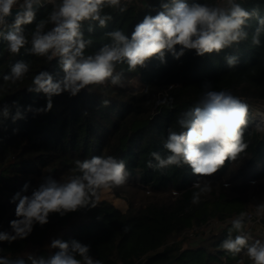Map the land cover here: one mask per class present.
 Listing matches in <instances>:
<instances>
[{"label": "trees", "instance_id": "1", "mask_svg": "<svg viewBox=\"0 0 264 264\" xmlns=\"http://www.w3.org/2000/svg\"><path fill=\"white\" fill-rule=\"evenodd\" d=\"M61 2L47 3L35 12L32 24L22 25L27 43L19 54L10 53L4 39L14 21L0 25V231L12 232L10 221L17 219L18 201H10L25 184L29 187L23 194L31 195L42 177L67 179L74 174L76 160L93 156H113L125 162L130 173L127 183L113 189L129 206L123 212L122 206L114 205L103 193L95 208L63 217L50 213L49 222L36 224L27 238L10 244L0 242V257L27 260L24 253L31 248L36 250L35 255L47 257L58 251L49 245L53 238H59L90 245L89 255L102 264H164L173 259L172 264H253L246 249L233 256L220 245L238 235L231 221L242 212L246 213L243 230L247 231L253 202L259 207L264 199L257 201L254 194L264 181V130H258L251 117V102L264 101V25L259 24L264 19V0H234L255 15L244 26L246 38L219 53L197 56L195 50H186L179 59L166 53L164 62L153 57L131 72L126 63L117 64L113 76H119L120 83L113 85L109 78L103 85L86 86L74 96L64 91L52 97L51 110L40 111L46 108L47 100L42 92L28 91L34 87V76L46 71L57 82L64 73L59 57L48 60L32 54V36L41 22L43 33L54 27L49 16ZM164 2L169 0H121L120 7L125 11L110 7L102 10V17L111 16L105 26L95 20L83 21L80 31L83 39L90 41L85 56L112 45L109 34L113 31H123L131 38L135 25L146 15L155 16ZM195 2L229 7L220 0ZM254 37L259 44L253 43ZM229 56L236 58L235 65H228ZM17 61L29 64V72L16 83L4 81L3 76ZM135 79L139 88L132 84ZM205 82L211 83L212 90L229 91L248 104L249 124L244 130L248 147L236 160H226L210 177L194 175L188 165L163 170L147 167L152 152L161 157L168 154L163 146L168 130H182L178 120L187 118L185 114L199 101ZM162 100L168 103H158ZM5 106L8 117L2 115ZM17 112L22 118L13 121ZM197 180L210 181L211 191L201 196L199 204H193L192 196L197 191L193 183ZM123 189L130 194H123ZM213 219L222 224L216 233L199 245L184 247L185 233Z\"/></svg>", "mask_w": 264, "mask_h": 264}, {"label": "clouds", "instance_id": "2", "mask_svg": "<svg viewBox=\"0 0 264 264\" xmlns=\"http://www.w3.org/2000/svg\"><path fill=\"white\" fill-rule=\"evenodd\" d=\"M40 4L41 0H23V3H19V0H0V25L5 23L6 17L13 15L16 8L12 30L4 36L10 53L19 54L27 43L22 25L32 24L34 5ZM227 4L229 7L225 8L195 0L192 3L169 0L160 4L162 10L155 16L146 15L142 22L136 24L131 38L123 31H113L109 34L114 42L112 45L103 46L95 55L85 56L86 43L90 41L83 39L81 23L90 19L99 21L103 27L111 19V16H101L105 7L119 8L121 12L125 9L120 7L121 0H62L58 9L50 13L49 19L54 25L50 31L43 33V23L37 24L31 52L48 60L59 57L64 77L54 82L52 75L41 71L34 76V87L28 91L44 93L47 104L40 111H48L52 108V97L64 91L74 96L86 86L103 85L109 78L113 85L120 83V77L113 76L117 64L126 63L131 72L138 66L144 67L146 61L153 57L164 62L166 53L175 59L182 57L186 50H195L197 56L219 53L246 38L244 26L255 15V12L246 11L234 0H227ZM259 24L264 25V19L259 20ZM258 33L259 28L257 36ZM253 43L259 44V39L254 37ZM177 45L180 46L179 50ZM227 63L233 66L237 60L229 56ZM28 72L29 64L17 61L3 80L16 83ZM16 103L13 101L14 105ZM2 115L8 117L7 106ZM185 115L187 118L178 120L181 131L168 130L163 143L168 154L161 157L157 152H152L147 167L163 170L173 165H188L194 175L210 177L226 160H236L248 147L244 142V130L249 124V106L231 92L212 90L211 83L205 82L199 101ZM20 118L19 112L12 117L13 121ZM257 129L264 130V126L258 124ZM72 172L73 175L59 181L50 175L42 177L31 195L23 194L28 191V184L15 193L10 202L18 201L15 208L17 219L10 221L12 232L0 231V242L10 244L27 238L36 224L43 226L49 222L50 213L63 217L69 212L95 208L103 193L125 185L130 175L125 162L113 156L76 160ZM193 187L197 189L192 196L193 204H199L201 196L211 191V183L207 180H197ZM262 210L264 205L259 207L258 212ZM245 215L242 212L231 221L232 228L240 234L234 239L230 236L220 247L233 256L246 249V255L253 264H264V242L255 240L249 244L250 236L243 232ZM124 231H128V228L125 227ZM49 247L58 251L47 257L29 254L27 260L0 257V264H102L89 255L90 245L75 239L64 241L53 238Z\"/></svg>", "mask_w": 264, "mask_h": 264}, {"label": "rangeland", "instance_id": "3", "mask_svg": "<svg viewBox=\"0 0 264 264\" xmlns=\"http://www.w3.org/2000/svg\"><path fill=\"white\" fill-rule=\"evenodd\" d=\"M50 1L54 2L55 0H50ZM57 9H58V7H57ZM132 84L136 88L140 87V84L136 79L132 81ZM251 103H252L251 107L253 109V111L251 113L252 118L257 117L258 114L264 115V101H253ZM127 191L128 190H124L123 194H130ZM254 194L257 195V197H256L257 201L260 200L259 199L260 197L262 198L264 196V181L262 184H259V186L256 187V189L254 190ZM104 195L109 197L110 200H112L111 201L112 203L114 202L116 205L122 206L125 209L124 212L127 211L128 208H126V207H127L128 201L123 197H117L114 189H112L109 192L104 193ZM145 195L146 196L151 195V192H145ZM253 203H254V208H252L248 212V218H249V214H251L253 218H249V221L246 224L247 233L252 237V238H250L252 241L260 240L261 242H264V210L258 212V209L260 207V206L259 207L257 206L258 202L254 201ZM261 205H264V199L262 200ZM128 206H129V204H128ZM221 225L222 224L218 220L213 219L208 224L202 226L201 228L188 231L184 235V239H185L184 240V247L199 245L211 233H216L218 231V229L221 227ZM181 237L182 236H180L179 239ZM24 254H27V255L34 254L35 255L36 250L31 248V249H28Z\"/></svg>", "mask_w": 264, "mask_h": 264}, {"label": "built area", "instance_id": "4", "mask_svg": "<svg viewBox=\"0 0 264 264\" xmlns=\"http://www.w3.org/2000/svg\"><path fill=\"white\" fill-rule=\"evenodd\" d=\"M220 3H221L222 5H224V6H228V4H227V0H220ZM253 123H254V126H255V127H257L258 124L264 126V115H260V114H258L257 117H253ZM249 218H253L251 214H249ZM243 232H244V234L249 235V234L247 233V231L243 230ZM238 234H240V233H238ZM249 236H250V235H249ZM250 238H252V237L250 236Z\"/></svg>", "mask_w": 264, "mask_h": 264}, {"label": "water", "instance_id": "5", "mask_svg": "<svg viewBox=\"0 0 264 264\" xmlns=\"http://www.w3.org/2000/svg\"><path fill=\"white\" fill-rule=\"evenodd\" d=\"M49 2H51V1L50 0H41V4L40 5H34V12H37L41 7H43L44 5H46ZM15 10H16V8H14L12 16H9V17L5 18V22L14 21ZM173 261H174V259L169 261V262H167V263H164V264H172Z\"/></svg>", "mask_w": 264, "mask_h": 264}, {"label": "crops", "instance_id": "6", "mask_svg": "<svg viewBox=\"0 0 264 264\" xmlns=\"http://www.w3.org/2000/svg\"><path fill=\"white\" fill-rule=\"evenodd\" d=\"M102 199V198H101ZM122 199V198H121ZM105 200H108V199H105ZM125 200V199H124ZM126 201V200H125ZM126 208H128V204H127V207ZM121 211H123L124 212V210H122V209H120Z\"/></svg>", "mask_w": 264, "mask_h": 264}]
</instances>
